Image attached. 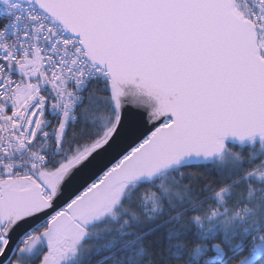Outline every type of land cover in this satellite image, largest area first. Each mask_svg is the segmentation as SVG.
Masks as SVG:
<instances>
[{
	"label": "snow or ice",
	"instance_id": "6c2138e0",
	"mask_svg": "<svg viewBox=\"0 0 264 264\" xmlns=\"http://www.w3.org/2000/svg\"><path fill=\"white\" fill-rule=\"evenodd\" d=\"M0 264H264V0H0Z\"/></svg>",
	"mask_w": 264,
	"mask_h": 264
},
{
	"label": "trees",
	"instance_id": "16d2710c",
	"mask_svg": "<svg viewBox=\"0 0 264 264\" xmlns=\"http://www.w3.org/2000/svg\"><path fill=\"white\" fill-rule=\"evenodd\" d=\"M234 163L235 162L233 158L231 157V155H229L228 153H225L222 160L212 161L209 164L204 165V167L214 168V169L219 168L226 173L233 167Z\"/></svg>",
	"mask_w": 264,
	"mask_h": 264
},
{
	"label": "water",
	"instance_id": "95a60500",
	"mask_svg": "<svg viewBox=\"0 0 264 264\" xmlns=\"http://www.w3.org/2000/svg\"><path fill=\"white\" fill-rule=\"evenodd\" d=\"M125 119L126 121H135V122H139V124L141 125V129L143 131L147 130V127L145 125H143V117L141 114L134 112L131 109H127L125 112Z\"/></svg>",
	"mask_w": 264,
	"mask_h": 264
}]
</instances>
